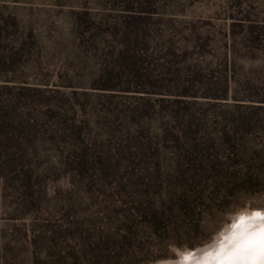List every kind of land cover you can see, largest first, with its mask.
<instances>
[{"label": "rangeland", "instance_id": "rangeland-1", "mask_svg": "<svg viewBox=\"0 0 264 264\" xmlns=\"http://www.w3.org/2000/svg\"><path fill=\"white\" fill-rule=\"evenodd\" d=\"M262 193L264 0H0V264H142Z\"/></svg>", "mask_w": 264, "mask_h": 264}, {"label": "clouds", "instance_id": "clouds-1", "mask_svg": "<svg viewBox=\"0 0 264 264\" xmlns=\"http://www.w3.org/2000/svg\"><path fill=\"white\" fill-rule=\"evenodd\" d=\"M195 244L170 241L167 252L142 264H264V193L242 197Z\"/></svg>", "mask_w": 264, "mask_h": 264}, {"label": "trees", "instance_id": "trees-1", "mask_svg": "<svg viewBox=\"0 0 264 264\" xmlns=\"http://www.w3.org/2000/svg\"><path fill=\"white\" fill-rule=\"evenodd\" d=\"M153 219H157V216H156V214L153 216V218H152V221H154Z\"/></svg>", "mask_w": 264, "mask_h": 264}]
</instances>
